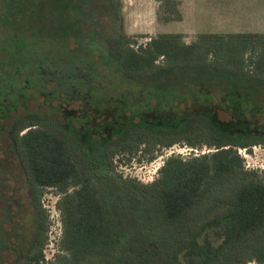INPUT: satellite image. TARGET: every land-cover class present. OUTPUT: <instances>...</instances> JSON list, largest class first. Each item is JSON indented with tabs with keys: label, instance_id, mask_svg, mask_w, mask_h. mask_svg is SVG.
Instances as JSON below:
<instances>
[{
	"label": "trees",
	"instance_id": "16d2710c",
	"mask_svg": "<svg viewBox=\"0 0 264 264\" xmlns=\"http://www.w3.org/2000/svg\"><path fill=\"white\" fill-rule=\"evenodd\" d=\"M101 1L107 9L96 0H0V120L25 108L28 91L48 98L76 83L68 90L74 98L77 88L83 102L71 114L95 128L118 120L126 134L101 150L108 168L117 153L129 162L141 143L148 160L159 144L212 150L170 156L159 176L142 183L91 171L92 158L74 154L61 127L43 115L14 117L8 131L18 136L36 190L31 205L41 211L20 249L11 239L18 222L7 208L3 219L0 213V264L6 250L13 264H43L51 226L46 187L61 194L57 264H264V171L249 168L239 152L264 144V31H204L191 43L180 32H159L139 44L123 31L121 0ZM33 65L57 71L55 87L39 69L38 89L28 90ZM3 85L11 87L4 92ZM119 97L133 101L116 107Z\"/></svg>",
	"mask_w": 264,
	"mask_h": 264
},
{
	"label": "rangeland",
	"instance_id": "374dc122",
	"mask_svg": "<svg viewBox=\"0 0 264 264\" xmlns=\"http://www.w3.org/2000/svg\"><path fill=\"white\" fill-rule=\"evenodd\" d=\"M96 3L98 7L108 8L102 4L101 0H96ZM121 3L123 6L119 15L124 19L123 28L127 29L130 34H134L138 43H145L150 40V36L163 31L180 32L183 34V40L187 43L196 40L198 34L204 31H264V0H121ZM94 5L96 6V4ZM195 6H198L199 12L207 16L214 17L218 10L223 12V16L219 13L220 16L218 15L214 19H204V15H202L205 25L197 26L191 13ZM207 6L210 8V12L207 10ZM205 11L207 12L205 13ZM112 16V13L106 15L103 20H109ZM6 86L2 87L4 92L7 90ZM37 101L28 102L25 108L18 105L17 109L9 111L4 120H0V213H2L3 219L6 216L4 209L7 208L14 221L18 222V226H14L17 233L13 234L11 239L17 243L19 249L27 244L28 236L34 230L37 222L36 216L31 211L33 209L31 205L33 200L29 196L31 194L26 192V185H28V182L24 180L26 173L16 164L12 165L17 158H13V142L8 128L16 116L32 112L49 114L48 107L38 104ZM262 116L264 119V113ZM51 118L58 119L63 123V119L57 118V114H51ZM171 150L182 153L184 157L195 153V151L190 152L183 145H176L171 149L159 151L152 161L133 160L127 164L119 161L117 162V171L123 178L131 181L136 179L142 183H149L158 176V167L167 155H170ZM203 151H208V148L204 146L198 149V152L202 153ZM240 152L249 168L264 171V144H258L251 150L242 148ZM176 153L172 154L176 155ZM60 196V192L55 188H44L42 204L44 208L48 209L51 226L43 264H57L56 255L62 252L58 246L62 223L59 220L60 213L56 206ZM12 224V220H9L2 226L7 230L12 228ZM14 258V252L3 251L2 264H13ZM249 264L258 263L250 262Z\"/></svg>",
	"mask_w": 264,
	"mask_h": 264
},
{
	"label": "flooded vegetation",
	"instance_id": "af4514ba",
	"mask_svg": "<svg viewBox=\"0 0 264 264\" xmlns=\"http://www.w3.org/2000/svg\"><path fill=\"white\" fill-rule=\"evenodd\" d=\"M122 6H123V4L121 3V7H120L119 11L121 10ZM119 21L121 22V26L123 28L124 19L122 18V16H120V20ZM123 31L127 32L129 35H132V34H130L127 31V29L124 30V28H123ZM163 32H166V31H163ZM156 34H158V33H156ZM132 36H135V35L133 34ZM152 36H154V35H152ZM152 36H150V39H151ZM182 38H183V36H182ZM135 39H136V36H135ZM139 44H146V42L145 43H139ZM40 67L39 66L36 67V66L33 65V66H29V68H27L26 74H27L28 77H26L25 79H26L27 83H30L29 85H26L28 90H37L38 89V84H40L39 79H38L39 78L38 77L39 69L44 71L43 73L48 74L47 75V77H48L47 81L48 82L46 83L47 86L55 87V82L56 81H53V73H54V76H55V74H57V71L53 72V69L51 68V66H49V67H41V68ZM59 86H60V90H64L66 92H62L61 93L59 90H58L59 92H57L56 88H55V90H51L50 95H49L48 98H46L45 96H42L40 94L36 95L34 93V91H28V92H31L32 94L26 96V97L30 98L27 102H25L26 105H27L28 102L38 100L37 101L38 104L39 103L40 104H44V105H46L48 107L49 114H43V113L41 114V113H38V112H32V113L24 114V115H21V116H23L24 118H31V117H34L36 115H43L44 117H46L47 120H52L51 122H55L56 124L59 125V127H61L62 131L64 132L63 134L65 135V137L69 141L70 145L72 146L74 154L81 153L82 157L84 155H86V156L89 155V157L92 158V160L90 162H87V164H86V166L88 168H90L91 171H101V170L106 169V170H110L112 174H115V175L120 174V172L117 171L118 170L117 169V162H119V161H123L124 162V159H123V154L124 153H117L114 156V164H115V166L113 168H108L103 163H101L102 157L99 155L101 153V150L104 147L108 148L109 145H111V144L117 146V143L122 138H124L126 136V134H124V132L122 130H120L121 128L118 126V124H117L118 120H115V124H111V125L108 124V125H105V126H102V127H99V128H95L90 123V121L88 120L87 117H85V116H80V117L73 116V114H71V112H74V111H71V110L79 109V108H76V107H79L78 104H81L83 102L82 98H77L76 97L77 96V91H76L77 88L73 89V92H72V94L75 95V96H73L74 98H71V91L68 90L69 88H72V87L76 86V83H74L73 86L71 84L66 86V87L62 86V85H59ZM64 95L65 96L67 95L68 98H65ZM119 101L125 102V103H127V102L130 103L133 100L131 98L129 99V98H124V97H119V98L113 99V102H114L113 105L117 107V104H118ZM59 102L62 103L63 111H62V109H60L59 107L56 106L57 103H59ZM69 102H71V104L73 105L74 108L71 109L69 107ZM153 104H156V103L154 101H152V102H150L149 106H152ZM126 110L128 112H130V111L132 112V108L127 107V106H126ZM80 111H84L82 107H80ZM65 112H67L66 115H65ZM51 114H57V118H62L63 119V123L59 122L58 119L54 120L53 118H51ZM131 115H132V113H131ZM21 116H16V117L19 118ZM133 117H135V116H133ZM5 118L6 117H3L2 120H4ZM126 118H128V117H126ZM129 118H130V116H129ZM133 119H135V118H133ZM15 120H17V119L13 120V122H12L13 124L15 123ZM145 122H148L149 125L160 124V121L151 120L149 118L148 119L146 118ZM30 128L31 127H26L25 129L20 130V135L25 134ZM261 130L263 131L264 129L261 128ZM248 131H250V130H248ZM262 131H259V132L256 131L257 132L256 134L263 133ZM8 132L10 133L11 138H12V142H13V144H12L13 145V151H12L13 158L14 157L17 158L16 162L12 163V165L16 164L17 166H19L22 169V171H25L24 173H26V177H24V180L28 182V185H26V192L31 194L29 196H31V198H32L31 200H33V198H35L36 190H35V193L33 192V190L30 191V184H29V179L27 177V171H26L27 170V166H26V164L24 162V158H23L21 152L19 151V149L17 147L18 136L15 135V131L14 130H11V131L9 130ZM253 140L255 141V139H253ZM261 144L262 143H259V145H261ZM145 145H146V143H141L140 146L138 147V149L134 150V152L131 153L132 156H131V160L130 161H133V160H136L138 162H142L144 160L152 161L153 159H155V157H156V155H157V153L159 151L168 150L169 148L171 149V148L175 147L176 145H183V146L187 147L190 152L191 151H195V153H193L192 155L184 157L182 155V153H176L175 150H171V152L169 153L170 155H167V157L163 160V163L158 167V176H159V173H160L159 171H160L161 167L165 164L167 158H169L170 156H179V157H181L183 159H187V158L199 153L198 152V148L190 146L187 143L175 142L173 144L163 145V146H161L159 144L158 148L154 151V157L151 160H148L147 157H149V155L148 156L144 155V147H145ZM256 145H258V144L254 143L250 147L252 148V147H254ZM241 149L242 148H239V152H240ZM210 150H212V149L208 148V151H210ZM128 151L129 150H127V152ZM203 152H206V151H203ZM172 153H176V155H173ZM12 154H11V156H12ZM82 154H84V155H82ZM86 156H85V158H86ZM127 163L128 162H126V164ZM154 179H152V181ZM133 180L136 181V179H133ZM51 188H53V187H51ZM20 192L22 193V191H20ZM20 195H22V194H20ZM34 207H32L33 209L31 211H32L33 215L38 216L41 210H40L39 206H37L35 208Z\"/></svg>",
	"mask_w": 264,
	"mask_h": 264
},
{
	"label": "crops",
	"instance_id": "0c3cea01",
	"mask_svg": "<svg viewBox=\"0 0 264 264\" xmlns=\"http://www.w3.org/2000/svg\"><path fill=\"white\" fill-rule=\"evenodd\" d=\"M197 7L198 6H195L194 7V11H191V13H192V19L193 20H195V25H197V26H201V25H205V22L203 23V20L204 19H214L215 17H217L218 15H219V13H220V15H222L223 16V12H219V10H218V12L215 14V16L214 17H211V16H207L206 14H203L202 12H199L198 10H197ZM207 8V10H209V12H210V8H209V6H207L206 7ZM207 11H205V13H206ZM202 13V14H201ZM200 14H201V16H200ZM202 15H204V19L202 18ZM212 16H213V14H211ZM219 15V16H220ZM211 17V18H210ZM201 20H202V22H201Z\"/></svg>",
	"mask_w": 264,
	"mask_h": 264
}]
</instances>
